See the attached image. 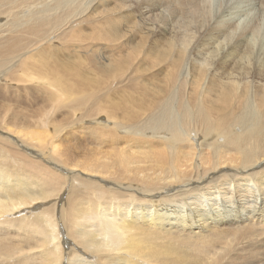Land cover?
Here are the masks:
<instances>
[{
	"label": "bare ground",
	"instance_id": "1",
	"mask_svg": "<svg viewBox=\"0 0 264 264\" xmlns=\"http://www.w3.org/2000/svg\"><path fill=\"white\" fill-rule=\"evenodd\" d=\"M12 1L10 17L12 8L31 4ZM80 1L100 7L108 0ZM243 2L255 7L253 0H125L120 6L126 14L116 17L117 29H130L121 37L132 42L138 34L128 52L138 58L136 71L154 57L185 63L184 71L193 67L189 81L188 73L179 78L168 70L164 83L176 81L186 98L196 93L195 116L191 102L174 103L177 90L162 105H145L153 121L130 114L140 103L131 99L118 105L125 122L113 119L114 109L95 111L89 132L112 147L91 149L95 157L82 162L66 156L57 133L38 126L63 100L61 83L40 81L51 103L37 122L16 106H0V264H264V0L250 18ZM21 55L14 78L0 74V91L12 81L46 76L37 70L35 77L27 68L31 57ZM240 97L243 111L254 114L238 124L232 117ZM31 122L36 131H27Z\"/></svg>",
	"mask_w": 264,
	"mask_h": 264
},
{
	"label": "rangeland",
	"instance_id": "2",
	"mask_svg": "<svg viewBox=\"0 0 264 264\" xmlns=\"http://www.w3.org/2000/svg\"><path fill=\"white\" fill-rule=\"evenodd\" d=\"M10 1L11 0H0V60H3L0 65V74H4L7 79L14 78L17 75L15 69L22 57L21 54L25 53V55H23L24 57L27 55L28 57H31L27 62V68L30 69L29 71L35 72V77L39 76L41 72L46 76L41 74L42 77H37L39 80L36 78L32 81L29 79H23L22 81L21 79L20 82L19 80L16 81L17 83L12 81L13 79H10L12 82L9 81L10 86L9 88H6L8 92L5 91V87L0 91V106L9 105L11 108H15L16 106L18 108H16V110H19L24 114V117L27 120L35 121L36 119L37 122L40 117L43 118L42 115L44 111L50 108L51 103V101H49V98H51L50 95H47L46 92L40 88V81L49 80L59 84L61 83V88L63 87L64 90L62 88L63 94L60 99L63 100H61V102L56 101L52 104V110L48 114L50 116L47 115V117H44L48 119L46 120L47 123H38V126L39 128H50L49 132L51 135H53L54 132L55 134L57 133L59 137L55 134L54 136H57V139L59 138V146L61 145V148L65 149L67 148L66 156L70 155L69 158L71 160L76 157V160L83 162L89 158L92 159L95 157L93 151H95L97 147L106 150L112 147V145H109L111 143L108 138H106L107 140L103 138V136L101 138L99 133H97V135L100 138L96 137V135L93 136L92 133L89 132L91 129L87 126L94 125L95 121L92 120L94 117L92 116L93 112L102 114L101 109L102 111L104 109L111 110V112L115 110L113 112L114 114L112 113L113 119L116 120L118 118V120H124L122 115L124 112L122 110L119 112L118 105L120 102H125L128 99L133 100L136 104L140 102L136 106V109H131L129 111L130 114L137 113L145 118L147 115H150L153 121V116L155 115L154 111L148 108L144 110L145 105H155L156 102H158L157 104L161 103L162 105L163 101H165V97H168L169 95L168 92L173 93L177 90L178 92H175L177 94V99L175 97L172 99L174 103L191 102V116L198 114L197 109H199V106L197 102L198 100L195 96L196 93L192 92V94L186 98L182 93L187 92V90L180 88L176 81L164 83V77L168 70L179 78L186 76L185 74L188 73L187 80L189 81L193 67L189 65L184 71L185 63L172 60L166 62L154 57V61H151L146 65H137L138 70L136 71V59L138 58H132L133 55L130 56L128 52L130 51V47L136 45L135 42L137 40H134L138 34H134V40L131 42L127 40V36H125L126 39L121 37L122 34L125 33L123 29L128 28L120 26L121 30H118L115 23L116 17L126 14V10L120 11V6L125 0H108L100 7H97L100 2L94 3L93 6H84V2L82 3L80 0H75V2L74 0H42L43 2L41 3H39L40 0H24L31 4H27L28 7L26 8H12L15 12V15L13 14L14 17H10L9 14H7L10 11L9 8L12 7ZM20 2H22V0H14L12 1V4L14 6L15 4H20ZM32 2L37 3L32 4ZM253 2L255 3V7L248 2H243L242 4L244 9L249 7L252 12L251 14H248V18L254 13L257 15L256 11L258 10H255V8H259V5L257 0H253ZM233 3L234 2L231 4ZM30 5L34 6L32 7ZM24 9L26 10L24 11ZM32 10L36 13L34 16L31 15V13H33ZM122 18L124 23H129L131 21V19L126 17ZM162 38L163 36L159 38V41H161ZM138 56L139 58H142V55ZM131 58L132 61L129 60ZM124 59H128L129 61L125 60V62ZM29 63L33 64L29 65ZM34 63L37 64L35 65ZM108 63L110 64L108 65ZM38 64H43V66ZM176 64L179 65L175 66ZM1 68H3V70ZM122 69L124 71H122ZM37 70L40 71V73H37ZM36 73L39 75L36 76ZM192 76H196V74H193ZM43 77H46V79ZM187 80L186 82H188ZM0 81L3 82V78H0ZM205 81L207 82V79ZM194 82L192 84H194ZM3 84L4 83H2V85ZM173 85H177V88L172 89ZM70 97H72V101L70 100ZM87 98L90 100H86ZM95 99L96 101H94ZM84 100L89 103H86ZM97 100H100L101 106ZM244 102L245 97H240V102L238 104L239 107L237 108L235 115L232 117V119L238 122V124L243 120L244 115L250 116L254 114H246L247 112L243 111L242 108L244 106L246 107ZM104 103L106 105H103ZM109 103L112 106H110ZM88 104L90 105L88 106ZM87 106L91 111H88L90 109H88ZM179 109L181 110V108ZM179 109L177 108V111L182 114ZM36 110L38 114L36 113ZM33 111L35 112L34 114L39 117L36 116L37 118H33ZM74 114H76L77 117ZM101 119H103V117ZM51 120L55 121V123L50 122ZM67 120L68 122L71 120V122L68 123ZM36 122H31V124L26 123L28 127L27 131H36L38 129ZM75 122H77L76 125ZM123 122H125V120ZM160 122L165 125L168 122V119H161ZM64 125H66V127ZM24 126L25 124H23V127ZM152 129H156V127H153ZM165 135L166 137L169 136V134Z\"/></svg>",
	"mask_w": 264,
	"mask_h": 264
}]
</instances>
